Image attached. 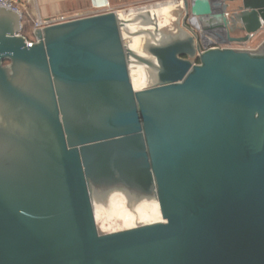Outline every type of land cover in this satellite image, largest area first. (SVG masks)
Returning <instances> with one entry per match:
<instances>
[{"label": "water", "instance_id": "1", "mask_svg": "<svg viewBox=\"0 0 264 264\" xmlns=\"http://www.w3.org/2000/svg\"><path fill=\"white\" fill-rule=\"evenodd\" d=\"M182 3L144 56L115 12L27 47L0 7V264H264V42L229 48L264 31V0ZM114 193L162 221L100 233Z\"/></svg>", "mask_w": 264, "mask_h": 264}, {"label": "bare ground", "instance_id": "2", "mask_svg": "<svg viewBox=\"0 0 264 264\" xmlns=\"http://www.w3.org/2000/svg\"><path fill=\"white\" fill-rule=\"evenodd\" d=\"M176 8L183 10L182 0L157 5L153 8H144L139 11L129 10L125 13H119L118 17L125 22L122 38L125 40L126 46L134 53L144 56V45L151 40V35L153 33H157L156 37L158 39L160 34H162L161 31L168 27L170 24L169 21L173 20L170 16L172 11ZM145 15L146 20L143 18ZM159 18L163 19V21L161 22ZM169 18L170 20L168 21ZM129 72L131 83L135 91L143 90L145 87L149 86L150 76L146 68L131 64ZM123 197L122 194L120 196H112L108 208L102 205H96L95 221L100 218V211L103 210L110 214L111 217L120 219L128 230L133 224L137 223V220L142 221L146 218H152V220L156 222L157 219L161 217L157 202L143 201L140 203H133L127 201L130 208V210H127L122 202ZM146 224L152 223H148L147 221L140 222V225Z\"/></svg>", "mask_w": 264, "mask_h": 264}, {"label": "crops", "instance_id": "3", "mask_svg": "<svg viewBox=\"0 0 264 264\" xmlns=\"http://www.w3.org/2000/svg\"><path fill=\"white\" fill-rule=\"evenodd\" d=\"M150 1L153 0H19L24 7L23 18H26L28 27V23L37 18L68 16L79 19L107 12H121Z\"/></svg>", "mask_w": 264, "mask_h": 264}, {"label": "rangeland", "instance_id": "4", "mask_svg": "<svg viewBox=\"0 0 264 264\" xmlns=\"http://www.w3.org/2000/svg\"><path fill=\"white\" fill-rule=\"evenodd\" d=\"M178 0H153L150 1L149 3H145V4H141V5H137L134 7H130L127 8L123 11H121L120 13H125L129 10H133V11H139L141 9L144 8H153L157 5H161V4H165L168 2H176ZM184 11L181 9H174L171 13L170 18H173V20L169 21L170 18L168 19V21L170 22V24L168 25L167 28H164L161 32L164 34H175L177 32L178 28H182V22L184 19ZM159 20H161V22L163 21V19L159 18ZM23 30L21 32V34L30 40H33V33H32V29L31 27L26 26V18L24 17L23 20ZM236 36H242L241 33L236 32ZM240 34V35H239ZM264 42V31L260 32L259 34H257L251 41H249L246 44L243 45H232V47L234 49H238L240 48V50H256L262 43ZM120 193H114L113 195L109 196V198L106 200V202L104 204H97V205H102L105 208H108V206L110 205V202L112 200V196H120ZM125 199V200H124ZM128 200H126V198L123 197V205L127 210H130L129 206H128ZM128 207V208H127ZM101 215L100 218H98L97 221H95L96 223V227L98 229V231L102 234H109V233H113V232H120V231H124L127 230V228H125V226L123 225L122 221L116 217H111L110 214L106 213V211H100ZM110 217V218H109ZM108 218V219H107ZM143 221H147L148 223H156V222H160L161 221V217H159V219H157V221H153L152 218H146L142 221L137 220L136 224H133L129 229L134 228L136 226H140V222Z\"/></svg>", "mask_w": 264, "mask_h": 264}, {"label": "built area", "instance_id": "5", "mask_svg": "<svg viewBox=\"0 0 264 264\" xmlns=\"http://www.w3.org/2000/svg\"><path fill=\"white\" fill-rule=\"evenodd\" d=\"M0 7L15 12L16 14H19L21 16V20H23V10L24 7L20 4L19 0H0ZM120 12H117L116 14H119ZM74 17H68V16H56V17H49V18H37L36 20H33L32 22L28 23L32 29V33L35 32V30H42L43 28L66 23L72 20H75ZM21 27L23 30V23H21ZM34 42L33 40L26 39V45L27 47L29 44H32ZM229 48L234 49L232 46H229ZM237 50H240L238 48Z\"/></svg>", "mask_w": 264, "mask_h": 264}, {"label": "flooded vegetation", "instance_id": "6", "mask_svg": "<svg viewBox=\"0 0 264 264\" xmlns=\"http://www.w3.org/2000/svg\"><path fill=\"white\" fill-rule=\"evenodd\" d=\"M232 46V45H231Z\"/></svg>", "mask_w": 264, "mask_h": 264}, {"label": "trees", "instance_id": "7", "mask_svg": "<svg viewBox=\"0 0 264 264\" xmlns=\"http://www.w3.org/2000/svg\"><path fill=\"white\" fill-rule=\"evenodd\" d=\"M24 28V27H23Z\"/></svg>", "mask_w": 264, "mask_h": 264}]
</instances>
